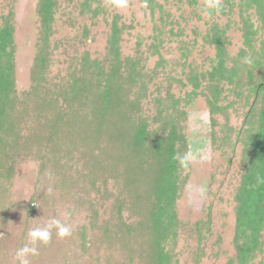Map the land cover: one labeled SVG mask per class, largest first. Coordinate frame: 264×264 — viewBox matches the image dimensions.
Returning <instances> with one entry per match:
<instances>
[{
    "label": "rangeland",
    "instance_id": "1",
    "mask_svg": "<svg viewBox=\"0 0 264 264\" xmlns=\"http://www.w3.org/2000/svg\"><path fill=\"white\" fill-rule=\"evenodd\" d=\"M39 1L0 0V27L8 21L13 31L14 78L20 98L32 83L35 48L43 39ZM88 1L90 6H86ZM50 2L54 12L48 49L42 48L48 54L42 74L48 96L84 57L89 62H104L116 22L118 29L123 28L120 73L125 75L128 63L142 59L140 77L147 95L138 101V111L148 120L150 137L164 133L162 119L154 118L151 97L158 93L165 97L168 92L183 109V118L173 116L184 137L176 148L189 160L176 174L177 193L171 208L175 219L161 244L165 264H264V220L254 238L258 244L253 238L245 239L252 235L237 233L238 198L242 189L249 188L244 186L251 165L249 137L259 132V115L264 109V90L255 96L264 65L254 69L253 83L242 76L238 82L221 84L215 108L208 104L211 94L206 77L196 89L189 81L192 74L206 75L217 64L215 33L222 32L225 38L228 67L234 61L238 66L242 58L257 57L244 36V23L249 19L257 28L256 44L264 41V25L255 9L245 8L247 0H221L219 10L207 9L208 15L204 14L205 0H155L154 13L148 0H127L123 9L111 0ZM84 6L91 12H84ZM157 29L166 33L157 40H161L159 55H151ZM140 87L124 88V99H137ZM78 104L73 106L79 116L91 119ZM23 111L17 113L15 132L10 131L14 135L7 134L9 143L6 139V145L0 146V264H18L15 253L27 243L28 231L52 218L69 224L71 235L59 239L53 231L50 243L38 246L39 254L30 257L29 264H154L146 249L150 234L136 229L140 212L130 207L133 193L124 182L129 165L121 159L120 146L110 145L106 137L99 144L104 147L81 146L85 138H76L63 124L61 135L79 144L78 148L58 149L48 140L54 128L44 126L46 119L31 110ZM168 113L174 115L172 109ZM44 114L48 119L55 115L51 110ZM106 116L113 123L121 120L117 112ZM92 120L101 123L98 116ZM103 128L105 135L112 127ZM4 132L2 129L0 135ZM87 155L100 162L90 164Z\"/></svg>",
    "mask_w": 264,
    "mask_h": 264
},
{
    "label": "trees",
    "instance_id": "2",
    "mask_svg": "<svg viewBox=\"0 0 264 264\" xmlns=\"http://www.w3.org/2000/svg\"><path fill=\"white\" fill-rule=\"evenodd\" d=\"M51 0H40L38 3L37 13L39 14L42 40L35 49L36 62L33 65L29 90L23 95L18 94L14 76V40L11 24L8 21L0 27V131L5 130L4 135H0V146L6 145L10 141L8 133L13 136L16 130L17 113L33 111L37 117H44V126L51 125L54 128L48 140H52L56 148H76L79 141L64 137L61 135L60 127L65 124L76 138H85L81 146L104 147L99 145L103 139L108 138V143L119 145L121 159L129 165L126 169L124 182L133 193V200L130 207H133L135 213H138L136 229H143L150 234L146 242L149 259L154 264H165L167 257L161 250V244L169 232V226L175 219L173 216V207L175 196L177 193L176 174L181 168L178 157L183 156L176 148L184 142V137L179 133L180 126L177 124L178 118L185 116L183 109L178 108L179 101L174 100L168 92L165 97L160 93L151 97L154 103L155 116L160 117L163 121V131L157 137H150L148 120L143 118L139 113L138 101L142 97H146L147 88L144 81L140 77L142 67V59L139 57L135 62L128 63L125 75L120 73L122 61L120 60V45L123 34V28L116 26L114 22L111 27V34L108 38L107 54L100 63L99 61L89 62L86 57L78 63V68L69 70L65 79H61L54 86L50 96L46 92L42 74L45 72L44 67L48 60V54L45 55L43 47L48 49L47 37L50 35V20L53 15L54 5ZM181 2L182 0H177ZM149 10L154 13L158 7L155 0H148ZM88 1L86 6H90ZM95 3V2H94ZM247 8L255 9V16L260 18L264 25V0H247ZM84 6V12L90 8ZM160 7V6H159ZM245 20L244 27L246 29L247 47L252 49L251 54L256 55L251 63L243 62L238 66H227L228 54L226 51V41L222 32L215 33L214 44L217 49V64L212 65L209 70L199 76L192 74L189 78L191 86L196 89L206 77V88L210 89L211 96L207 97L208 104L211 108H215V102H219L222 93V85L239 81L242 76L246 77L249 83H253L254 69L264 65V41L256 44L257 28L253 23ZM166 24V23H165ZM168 25V24H166ZM172 34V29L168 30ZM153 37V45L151 48L155 50L151 55H159L158 47L161 45L160 39L165 35L163 29H157ZM174 36V35H173ZM247 58V57H246ZM135 58H133L134 60ZM238 60V59H237ZM240 61V62H241ZM128 62V61H127ZM126 62V63H127ZM105 63V64H104ZM263 72H264V67ZM263 78L255 86L256 94L264 90V73ZM94 78V79H93ZM93 79V80H92ZM97 79V80H96ZM136 79L138 81L136 82ZM94 81V82H93ZM235 83V82H234ZM142 86L137 93V99L128 102L124 99L127 86ZM140 91L143 93L141 94ZM45 93V94H44ZM151 95V94H150ZM23 97V98H22ZM264 97V94H263ZM77 99V100H76ZM78 102L83 110H87V117L79 116L80 111L74 110L73 104ZM31 106V107H30ZM123 107V110L120 109ZM80 108V109H81ZM172 109L174 115L168 113ZM47 110L54 112L51 119L45 117ZM105 112L102 113V112ZM118 113L120 121L110 119L108 113ZM66 115V118H62ZM100 117L101 123L96 124L92 118ZM102 116L103 119H102ZM173 116H176V120ZM75 119H72L74 118ZM260 129L256 135L250 138V162L248 173L245 174L246 184L240 193L239 208L237 210V218L239 221L238 235H252L245 237L246 240L254 238L258 235L262 221L264 220V109L259 115ZM102 120H104L102 122ZM156 120V119H155ZM177 122V123H176ZM58 123H60L58 125ZM107 123V124H106ZM176 123V124H175ZM110 126L104 135L103 126ZM78 127V128H77ZM112 129V130H111ZM14 132H10V131ZM71 135V134H70ZM88 138L91 141L85 142ZM110 144V145H111ZM99 145V146H98ZM78 148V147H77ZM88 156V155H87ZM89 155L90 164H98L93 156ZM87 157V158H88ZM102 164V163H101ZM100 164V165H101ZM105 164V163H103ZM102 164V166H103ZM94 168V167H93ZM95 169V168H94ZM131 207V208H132ZM119 212V211H118ZM251 233V234H250ZM257 240V239H256ZM256 240L254 244H258ZM242 261V260H241Z\"/></svg>",
    "mask_w": 264,
    "mask_h": 264
},
{
    "label": "clouds",
    "instance_id": "3",
    "mask_svg": "<svg viewBox=\"0 0 264 264\" xmlns=\"http://www.w3.org/2000/svg\"><path fill=\"white\" fill-rule=\"evenodd\" d=\"M112 4L123 9L127 7V0H111ZM206 11L205 15H208L207 9H216L217 11L221 7V0H205L204 5ZM246 63H251V60L246 58ZM181 166L187 167L189 156L178 157ZM51 191V189H49ZM55 231L57 238L63 239L71 235L72 227L62 222L60 219L52 218L43 226H36L31 228L27 233V243L18 248L15 253V259L18 264H29V258L35 257L39 254L38 246H46L52 239V233Z\"/></svg>",
    "mask_w": 264,
    "mask_h": 264
}]
</instances>
